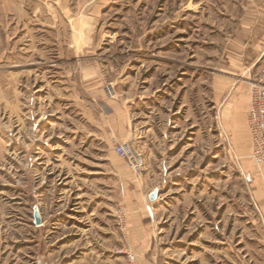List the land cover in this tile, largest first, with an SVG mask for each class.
Wrapping results in <instances>:
<instances>
[{"label":"rangeland","instance_id":"1","mask_svg":"<svg viewBox=\"0 0 264 264\" xmlns=\"http://www.w3.org/2000/svg\"><path fill=\"white\" fill-rule=\"evenodd\" d=\"M263 69L264 0H0V264H264L215 88Z\"/></svg>","mask_w":264,"mask_h":264},{"label":"built area","instance_id":"2","mask_svg":"<svg viewBox=\"0 0 264 264\" xmlns=\"http://www.w3.org/2000/svg\"><path fill=\"white\" fill-rule=\"evenodd\" d=\"M264 79V69L261 72ZM249 109L247 113V126L252 144L251 160L256 166L264 164V85L259 83L249 89ZM117 157L125 161L135 175L142 173L144 160L140 153L127 144L114 147ZM126 257V264H136L135 257L129 248L119 251Z\"/></svg>","mask_w":264,"mask_h":264},{"label":"crops","instance_id":"3","mask_svg":"<svg viewBox=\"0 0 264 264\" xmlns=\"http://www.w3.org/2000/svg\"><path fill=\"white\" fill-rule=\"evenodd\" d=\"M215 88L222 92V96L226 97L224 108L220 112V117L223 123L227 126V133L231 135V139L235 142L237 147L245 151L244 147L249 146L251 151V140L246 123V113L249 109V97L245 85L236 76H217L215 79ZM224 97V98H225ZM216 104L218 101L216 100ZM250 158V157H249ZM39 264L42 259L37 260Z\"/></svg>","mask_w":264,"mask_h":264},{"label":"water","instance_id":"4","mask_svg":"<svg viewBox=\"0 0 264 264\" xmlns=\"http://www.w3.org/2000/svg\"><path fill=\"white\" fill-rule=\"evenodd\" d=\"M158 191L154 190L152 193L149 194V201H154L157 197ZM41 224V219L39 216V212L37 210L33 211V225L39 226Z\"/></svg>","mask_w":264,"mask_h":264}]
</instances>
